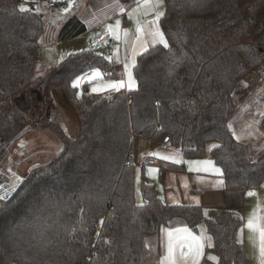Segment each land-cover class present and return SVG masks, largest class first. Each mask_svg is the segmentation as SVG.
I'll use <instances>...</instances> for the list:
<instances>
[{"label": "trees", "instance_id": "1", "mask_svg": "<svg viewBox=\"0 0 264 264\" xmlns=\"http://www.w3.org/2000/svg\"><path fill=\"white\" fill-rule=\"evenodd\" d=\"M23 1L0 0V147L33 124L49 127L62 149L0 205V264H144L147 236L176 217L194 231L204 224L216 260L203 264H245L236 233L245 192L264 187V151L255 156L228 120L236 88L264 67V0H164L159 28L168 47L136 57L135 84L116 100H93L72 84L93 70L103 79L120 77L119 62L94 49L47 69L34 87L43 103L60 91L77 118L75 138L46 114L28 117L45 24L33 0ZM60 30L58 39L68 41L86 27L72 16ZM23 92L26 111L16 102ZM259 127L264 132V117ZM135 135L168 137L186 158L203 157L206 143L217 142L212 158L224 179L222 203L206 210L168 204L148 183L137 198L134 167L125 165Z\"/></svg>", "mask_w": 264, "mask_h": 264}, {"label": "rangeland", "instance_id": "2", "mask_svg": "<svg viewBox=\"0 0 264 264\" xmlns=\"http://www.w3.org/2000/svg\"><path fill=\"white\" fill-rule=\"evenodd\" d=\"M51 1L56 3V5L51 8H48L45 3L37 2V0H33L31 4L34 8H37L39 12H44L43 20L45 29L39 39L38 61L34 83L33 86L27 90L30 94L35 95L36 99H33L32 103H30L31 109L29 110L30 113L28 117L36 118L40 113L43 115L46 114L47 117L48 114V117H51L54 121L59 123L67 136L75 138L78 135L77 118L72 108L63 100L60 91L54 89L52 98L47 103H43L42 98L39 100L36 96L34 85L40 82V79L44 76L47 69L59 65L68 54L85 49H94L104 54L112 62H118L119 57L117 50L120 43L123 50V57H125L126 54H130L131 57V61H127L129 62L127 65L128 72L140 53L151 46H163V44L160 42V37L154 35L156 32H151L145 47L141 50L131 49L128 52L126 51V48L133 42L132 18L133 21L137 22V20H139V15L144 14V12L139 8H135L129 12L127 14V24L123 28V24L121 23H123L122 13L125 8V0H69L65 3L63 0ZM160 9L164 11V3L162 7L160 5ZM72 16H76L77 19L84 24L86 30L73 39L61 41L58 39V35L61 33V19L64 22ZM158 31L162 33L159 25ZM162 35L163 40L167 42L163 33ZM122 36H124L123 40ZM141 38L142 37L139 39ZM108 39L116 41V44H114V46L112 45V48L115 47L112 55L105 52ZM120 70H122L121 66ZM87 73L88 71L78 75L83 79L75 87L77 94H85L87 91L93 100L109 96L112 91L93 92L92 89L94 87L100 88L110 83L121 81V76L113 79H103L101 72V75L98 77H93V75L88 76ZM78 76L72 79V84ZM34 100L37 103H35ZM233 101L235 110L228 120V127L235 138L250 144L252 152L254 153L255 151L254 155L257 156L259 152L264 151V132L259 127V122L262 119L260 115H264V67L256 71L255 75H249V78L236 88L233 94ZM16 102L19 108L25 111L27 110L29 104H27L25 92L18 96ZM242 119L248 121L251 129V139H247L248 141L242 139L243 137H239L242 129L239 124ZM163 140L161 142H163ZM61 149L62 141L49 127L35 126L33 124L25 126L11 140L0 147V195H3V193L8 190H12L13 194L23 179L34 168L52 161L53 158H56ZM17 177H20V180H17ZM137 198H139L138 195ZM7 200L0 202V205ZM253 216L264 218V190L260 192L258 196H247L245 202V222L236 233V239L248 248H253L255 242L259 239L258 232H254L246 227L248 220ZM260 223L264 224V219H262ZM171 227L176 228L177 226L171 225L170 228ZM185 227L189 231L191 230L194 232L196 241L191 244L193 250L196 248L198 242L203 244L202 255L198 256L199 259L197 258L196 260L197 264L203 261L205 257L207 259H209V257H215L214 260H216L215 254L208 246L211 244L209 234L205 233L204 230L200 231L204 229V224L201 223L197 226V232L187 225ZM178 247L179 248L175 247L174 250L177 259L183 258L181 255L182 253H189V248L187 246L180 247L179 245ZM193 260L194 259L189 257L187 264H192ZM200 264L203 263L201 262Z\"/></svg>", "mask_w": 264, "mask_h": 264}, {"label": "crops", "instance_id": "3", "mask_svg": "<svg viewBox=\"0 0 264 264\" xmlns=\"http://www.w3.org/2000/svg\"><path fill=\"white\" fill-rule=\"evenodd\" d=\"M124 7V12L122 13L123 23H121L123 24V28L127 24V14L129 12H131L135 8H139L144 12V14L139 15V20H137V22L133 21L132 18L133 42L129 47L126 48L127 52L131 49L141 50L143 47H145L148 36L151 35V32H156L158 30L159 20L161 16L157 20L156 13L158 11L163 12V10L160 9V6H156L155 0H125ZM64 22L61 19V27ZM134 35H136L135 38H133ZM124 36H122V40L124 39ZM140 37L142 38L139 39ZM114 44H116V41H114L113 46ZM109 47L111 49L112 55L115 47L112 48V45ZM117 53L119 57V65L122 67L120 79L125 82V87L121 88L119 91H121L122 89L124 91L129 90V88L127 87L128 72L126 69V65L129 64V62L127 61H131V57L130 54H126V56H129V59L127 60L125 59L126 56L123 57V50L122 46H120V43ZM121 58L123 59V65L120 63ZM92 75L93 72L90 76ZM111 92H114V90H112ZM86 93L88 92L86 91ZM260 117L263 118L264 115L261 114ZM239 125L242 127L239 137H243L242 139L245 140L251 139V129L249 127L248 121L242 119ZM216 146H218L217 142L209 141L206 143V152L203 157L186 158L182 155L178 148L171 149L164 146L161 141H156L144 136L135 135L133 137V150L130 162L135 170L137 195L140 198L141 185L143 183H148L153 185L156 194L168 204L199 206L204 208V210L211 206L221 204L223 201L224 179L222 177V171L220 167L214 163L212 158V150ZM166 157L167 159H165ZM217 168L220 170L219 173L215 171V169ZM263 190L264 187L259 189L247 190L245 192L244 222L245 202L248 193L252 192L255 193L252 196H258V194H260V192H262ZM167 224L163 226L157 233L147 236V252L144 264H168L167 244L169 239V232H172L173 243L177 248H179L178 246L181 244L187 245L192 244L196 241V239H192V237H194V232L191 230H188V233H190L191 236H189L188 233L185 232H176V229L186 228V223L183 219L176 217L171 219ZM171 225H176L177 227L170 228ZM202 230H204L206 233L205 226L204 229H201L200 231ZM244 251L245 264H262V262H264V257H262L260 254V239H257L253 248L244 246ZM194 253L195 249L189 257L196 261L198 256ZM183 262V258L177 259V264H183ZM201 262H199L198 264H200Z\"/></svg>", "mask_w": 264, "mask_h": 264}, {"label": "snow or ice", "instance_id": "4", "mask_svg": "<svg viewBox=\"0 0 264 264\" xmlns=\"http://www.w3.org/2000/svg\"><path fill=\"white\" fill-rule=\"evenodd\" d=\"M164 3V0H155V4L157 7H159L160 5H162ZM22 11L24 9H21ZM164 15L163 12H157L156 13V19L158 20L160 16ZM156 36L160 37V42L163 44V46L165 48L168 47V43L166 41L163 40V35L162 33H160L158 30L156 31V33L154 34ZM126 69H128V66L126 65ZM100 72L97 70H93V77H98L100 76ZM82 77H77L76 80L73 81V86H77L81 81H82ZM135 84V81L132 78V74H131V70H128V81H127V87L129 88V90H131L133 88ZM125 87V82L123 80L121 81H116L113 83H110L108 85L102 86L100 88H96L94 87L92 89L93 92H103V91H108V90H114V91H119L121 88ZM167 159V157L165 158ZM207 163H211V162H207ZM215 171L217 173L220 172V170L217 168L215 169ZM17 180H20V177H17ZM12 194V190H8L5 191L3 193V195H0V202H3L5 200H7L9 198V196ZM255 193H248V195H254ZM264 219L261 217H256L253 216L252 218H250L247 222L246 227L254 232H258L259 233V239H260V254L262 257H264V224H261L260 221ZM103 223V222H101ZM176 232H185L188 233V229L184 228V229H176ZM99 235V233H98ZM189 236H191L190 233H188ZM168 244H167V251H168V264H177V259L175 257L174 254V250H175V244L173 243V234L172 232L168 233ZM193 240H195V237H192ZM187 246L189 248V253H182V257L184 259V264H187V261L189 259L190 254L193 253V248L191 244H181L180 247H185ZM209 247H211L212 245L209 244ZM202 251H203V244L198 242L197 246L195 248V255L199 256L202 255ZM209 259H215V257H209ZM192 264H197V262L195 260H193ZM262 264H264V262H262Z\"/></svg>", "mask_w": 264, "mask_h": 264}, {"label": "built area", "instance_id": "5", "mask_svg": "<svg viewBox=\"0 0 264 264\" xmlns=\"http://www.w3.org/2000/svg\"><path fill=\"white\" fill-rule=\"evenodd\" d=\"M20 1H21V3H24L23 0H20ZM68 1H69V0H63L64 3H65V2H68ZM37 2H42V3L47 4V7H48V8L54 7L55 4H56L55 2H53V1H51V0H47V1H44V0H37ZM135 37H136V35L133 36V38H135ZM113 43H114V41H113L112 39H108L107 46H106V48H105V52H107L109 55L111 54V49H110L109 46L113 45ZM125 59H126V60L129 59V56H126ZM120 61H121L120 63L123 65V59H122V58H121ZM91 73H92V72L89 71V72L87 73V75H91ZM126 91H128V90H125L124 92L126 93ZM86 95L89 96V97H91L88 93H86ZM118 96H119V92H115V91H114V92H111L109 96H104V97H109V98H111V99H113V100H116V99H118ZM162 144H163L164 146L168 147V148H171V149L174 148V147L172 146L171 142L169 141V138H168V137H165V138H164ZM179 151H180L181 153L183 152L182 149H179ZM129 164H130V161H129V160H126V161H125V165H126V166H129Z\"/></svg>", "mask_w": 264, "mask_h": 264}, {"label": "water", "instance_id": "6", "mask_svg": "<svg viewBox=\"0 0 264 264\" xmlns=\"http://www.w3.org/2000/svg\"><path fill=\"white\" fill-rule=\"evenodd\" d=\"M251 75H253V74H251ZM36 96L38 97L39 100L41 99V95L37 90H36ZM47 117H48V114H47Z\"/></svg>", "mask_w": 264, "mask_h": 264}]
</instances>
